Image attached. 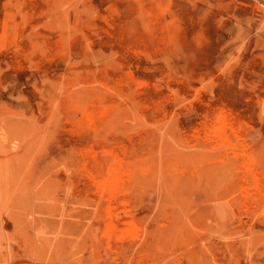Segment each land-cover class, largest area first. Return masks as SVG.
<instances>
[{"label": "rangeland", "instance_id": "374dc122", "mask_svg": "<svg viewBox=\"0 0 264 264\" xmlns=\"http://www.w3.org/2000/svg\"><path fill=\"white\" fill-rule=\"evenodd\" d=\"M250 263L264 0H0V264Z\"/></svg>", "mask_w": 264, "mask_h": 264}, {"label": "bare ground", "instance_id": "6f19581e", "mask_svg": "<svg viewBox=\"0 0 264 264\" xmlns=\"http://www.w3.org/2000/svg\"><path fill=\"white\" fill-rule=\"evenodd\" d=\"M146 30H147V28H146ZM63 46V45H62ZM144 118V117H143ZM144 120V119H143ZM138 123H139V121H138ZM217 134V133H216ZM170 139H172V138H170ZM176 141V140H175ZM177 142H178V140H177ZM179 143H181V142H179ZM160 145V144H159ZM155 154V153H154ZM113 155V154H112ZM244 155V154H243ZM83 168V167H82ZM137 170V169H136ZM127 173V172H126ZM125 175V174H124ZM120 180V179H119ZM123 180V179H122ZM116 181V180H115ZM115 183V182H114ZM95 184V183H94ZM94 186V185H93ZM110 188V187H109ZM104 189V188H103ZM241 189V188H240ZM34 196V195H33ZM94 202V201H93ZM174 203V202H173ZM48 205V204H47ZM128 205V204H127ZM97 209V208H96ZM125 212V211H124ZM118 216V215H117ZM71 230V229H70ZM136 231V230H135ZM70 232V231H69ZM71 232H72V230H71ZM104 232V231H103ZM137 233V232H136ZM123 234V233H122ZM69 235H70V233H69ZM53 236H55V235H53ZM56 237V236H55ZM37 238V237H36ZM73 239V238H72ZM119 240V239H118ZM212 242V241H211ZM214 242V241H213ZM222 243V242H221ZM211 246V245H210ZM210 246H208V247H210ZM160 248V247H159ZM158 248V249H159ZM56 249V248H55ZM54 249V251H56ZM209 249V248H208ZM212 249V248H211ZM53 251V252H54ZM223 253V252H222ZM30 255V254H29ZM37 256V255H36ZM107 256V255H106ZM234 258V257H233ZM241 258V257H240ZM235 259H236V256H235ZM238 260V259H237ZM240 260V259H239ZM246 262V261H245ZM251 264V263H250Z\"/></svg>", "mask_w": 264, "mask_h": 264}]
</instances>
